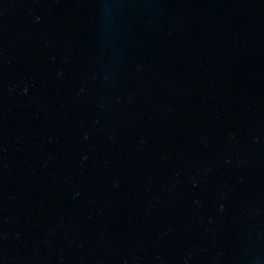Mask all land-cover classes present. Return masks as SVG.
<instances>
[{
    "label": "water",
    "instance_id": "water-1",
    "mask_svg": "<svg viewBox=\"0 0 264 264\" xmlns=\"http://www.w3.org/2000/svg\"><path fill=\"white\" fill-rule=\"evenodd\" d=\"M0 264H264V0H0Z\"/></svg>",
    "mask_w": 264,
    "mask_h": 264
}]
</instances>
